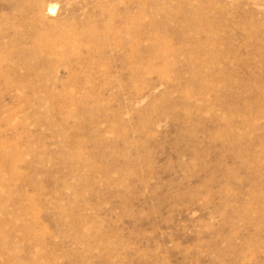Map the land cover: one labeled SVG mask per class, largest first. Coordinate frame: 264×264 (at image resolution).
<instances>
[{
  "label": "rangeland",
  "instance_id": "rangeland-1",
  "mask_svg": "<svg viewBox=\"0 0 264 264\" xmlns=\"http://www.w3.org/2000/svg\"><path fill=\"white\" fill-rule=\"evenodd\" d=\"M43 1L0 0V264H264V0Z\"/></svg>",
  "mask_w": 264,
  "mask_h": 264
},
{
  "label": "bare ground",
  "instance_id": "bare-ground-1",
  "mask_svg": "<svg viewBox=\"0 0 264 264\" xmlns=\"http://www.w3.org/2000/svg\"><path fill=\"white\" fill-rule=\"evenodd\" d=\"M46 1V0H45ZM151 1V0H150ZM47 2V1H46ZM162 2V1H161ZM22 3V2H21ZM48 3V2H47ZM45 4L44 3V1L43 0H30V3L28 2V7L26 8V6H24L25 7V12L27 13V15L29 16V17H31V19L32 20H30V18H29V20H28V22L30 21V26L32 27V29H33V33H35V37H37V38H39V37H42L43 35H45V34H47L48 32H46V30H42V28L41 27H38V23L40 24V20H41V18H43L44 16V14H45V12L46 13H52V11H53V9H54V7L55 6H53V5H50V4ZM50 3H51V1H50ZM52 4V3H51ZM23 5H25V3L23 4ZM152 5V4H151ZM150 5V6H151ZM21 6V5H20ZM161 6V5H160ZM158 7H159V5H158ZM18 8H20V7H18ZM142 10L144 9V8H141ZM154 9V8H153ZM161 9V8H160ZM18 10V9H17ZM21 9H19V11H20ZM158 10H159V8H158ZM141 11V10H140ZM155 11V10H154ZM157 11V10H156ZM155 11V12H156ZM159 11H161V10H159ZM22 12V11H21ZM166 12H168V11H166ZM22 15H24V14H22ZM22 15H21V17H22ZM169 15V14H168ZM25 16V15H24ZM23 16V17H24ZM19 17V16H18ZM20 17V18H21ZM24 19V18H23ZM25 19H26V16H25ZM21 20V19H20ZM19 20V21H20ZM15 21H16V19H15ZM22 21V20H21ZM14 22V21H13ZM13 22H11V23H13ZM28 22H27V24L26 25H28ZM50 22V21H49ZM16 23V22H15ZM10 24V23H9ZM22 26H24V22L22 21ZM21 24H19V25H21ZM15 25V24H14ZM8 26V25H7ZM13 26V25H12ZM11 26V27H12ZM39 26H42L43 27V25L41 24V25H39ZM14 27V26H13ZM26 27V26H25ZM31 27H29V28H31ZM17 28V27H16ZM15 28V29H16ZM20 28H22V27H20ZM28 28V27H27ZM24 29V28H23ZM104 37V36H103ZM150 37H152L153 38V36H151L150 35ZM67 38V37H66ZM68 39V38H67ZM98 39V38H97ZM97 39H96V42H97ZM106 39V38H105ZM109 39V38H108ZM151 39V38H150ZM32 40V39H31ZM36 40V38L34 39V41ZM64 40V39H63ZM89 40V39H88ZM66 41V40H65ZM64 41V42H65ZM94 41V40H93ZM92 41V42H93ZM33 42V41H32ZM90 42V41H89ZM107 42H110V41H107ZM114 42V41H113ZM112 42V43H113ZM116 43V42H115ZM80 44V43H79ZM106 45H107V43H105ZM56 45V43H54L53 42V45L52 46H55ZM66 45V44H65ZM69 45V44H68ZM71 45V44H70ZM83 45H85V44H83V42H82V46ZM87 45V44H86ZM85 45V46H86ZM94 45V44H93ZM93 45H90V46H93ZM70 47V46H69ZM76 47H78V46H76ZM76 47H74L75 49L74 50H76ZM80 47H81V45H80ZM163 47V46H162ZM162 47H160L159 48V55H158V57H160V58H163L164 56L163 55H165V53H166V51L168 50L167 49V47H165L164 46V48H162ZM54 48H57V47H54ZM61 48H64V47H61ZM73 48V47H72ZM82 48V47H81ZM86 48V47H85ZM84 48V49H85ZM58 50H60L59 48H57ZM80 49V48H79ZM78 49V52L79 51H81L82 49H80L79 50ZM154 49V48H153ZM167 49V50H166ZM65 50H66V48H65ZM84 52V51H83ZM165 52V53H164ZM80 54V53H79ZM82 54V53H81ZM88 54V53H87ZM80 56V55H79ZM86 56V55H85ZM83 57V56H82ZM88 57V56H87ZM91 57V55H90V53H89V58ZM166 57V56H165ZM86 58V57H85ZM84 57L82 58V60L84 59V60H86ZM167 58V57H166ZM219 58V57H218ZM79 59H80V57H79ZM78 58H77V60H79ZM88 59V58H87ZM212 60H215V55L211 58ZM216 59H217V57H216ZM83 60V61H84ZM218 60V59H217ZM79 62H80V60H79ZM82 62V61H81ZM213 62V61H212ZM215 63H216V61H215ZM239 151V150H238ZM237 154V153H236ZM243 155V154H242ZM246 162V161H245ZM214 177H215V175H214ZM253 198V197H252ZM258 198V197H257Z\"/></svg>",
  "mask_w": 264,
  "mask_h": 264
}]
</instances>
